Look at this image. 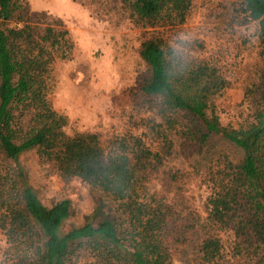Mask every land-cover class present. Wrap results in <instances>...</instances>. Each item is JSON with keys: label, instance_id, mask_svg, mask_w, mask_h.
Masks as SVG:
<instances>
[{"label": "trees", "instance_id": "1", "mask_svg": "<svg viewBox=\"0 0 264 264\" xmlns=\"http://www.w3.org/2000/svg\"><path fill=\"white\" fill-rule=\"evenodd\" d=\"M127 18L147 29L138 105L155 144L132 133L104 145L96 132L68 134L50 100L53 64L70 59L65 28L44 23L26 0H0V230L5 264H264V0H233L255 22L260 69L245 90L249 114L222 123L216 99L232 82L197 41L173 39L192 0H122ZM177 158L187 167L167 166ZM36 173L77 179L98 192L86 221L69 229L67 198L42 203ZM193 173L207 194L187 191ZM157 184V185H155Z\"/></svg>", "mask_w": 264, "mask_h": 264}, {"label": "rangeland", "instance_id": "2", "mask_svg": "<svg viewBox=\"0 0 264 264\" xmlns=\"http://www.w3.org/2000/svg\"><path fill=\"white\" fill-rule=\"evenodd\" d=\"M31 13L43 14L44 23L65 28L73 42L70 59L53 64V107L68 119L65 132H96L104 145L113 135L132 133L147 145L155 141L147 123L154 115L138 105L137 81L145 66L138 51L148 30L128 18L122 0H26ZM233 0H192L184 24L171 29L173 39L197 41L195 53L215 62L232 82L216 99L222 123L242 122L249 114L245 90L260 69V45L256 23H243L232 9ZM167 166L187 167L177 158ZM30 184L42 203L67 198L71 215L64 228L83 224L92 213L98 192L77 179L61 181L56 175L36 173L33 159H26ZM188 168V167H187ZM189 169V168H188ZM187 191L199 205L207 191L197 176H188ZM157 185V184H155ZM6 238L0 230V264L4 262ZM179 250L173 264H184ZM77 264V263H75Z\"/></svg>", "mask_w": 264, "mask_h": 264}]
</instances>
